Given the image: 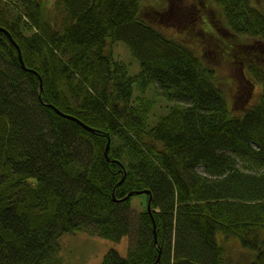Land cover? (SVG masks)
<instances>
[{
    "label": "trees",
    "instance_id": "obj_1",
    "mask_svg": "<svg viewBox=\"0 0 264 264\" xmlns=\"http://www.w3.org/2000/svg\"><path fill=\"white\" fill-rule=\"evenodd\" d=\"M210 1L231 41L263 53L245 52L263 89L242 112L213 65L154 21L163 0H0V264H53L78 230L130 237L97 264H264V6ZM161 96L170 103L152 120ZM134 190L147 193L137 222L136 193L121 200Z\"/></svg>",
    "mask_w": 264,
    "mask_h": 264
},
{
    "label": "rangeland",
    "instance_id": "obj_2",
    "mask_svg": "<svg viewBox=\"0 0 264 264\" xmlns=\"http://www.w3.org/2000/svg\"><path fill=\"white\" fill-rule=\"evenodd\" d=\"M152 2L155 4L156 0H152ZM163 3V7L154 14V21L162 23L158 24L169 36L187 43L193 47L197 54L205 57V60L213 65L222 86L225 87L228 102L233 106L235 112H242L255 104L261 95L262 83L253 78L248 68H245V58L248 56L245 55V52L251 51L252 58L263 55L261 51L245 46L247 43L250 45V42L255 44V40L253 38L239 39L235 36L231 41L230 37L233 36V32L221 6L216 1L163 0ZM256 4L264 6V0H256ZM258 42L264 47V42ZM114 53L116 57L128 64L131 74L139 72L141 69L140 60L132 54L127 43L118 41L114 45ZM244 74H247L253 84L248 83ZM152 91L150 88L149 92L152 93ZM168 102L170 103V101ZM168 102L161 96L150 118L156 120L160 114L164 113L167 110ZM248 160L239 158V165L244 166L243 168L247 170H256L255 163L260 168L256 162L251 163ZM199 170H203L202 165L199 166ZM146 196L147 193L143 192L136 193L131 197L134 222L138 221L137 211L142 208V201L146 202ZM221 237L224 236L220 235L219 239ZM60 241L61 247L57 253V261L53 264H97L110 248H117L125 255L130 245L129 236L115 241L83 230L64 233ZM230 243L232 245L226 256L232 259L231 254L238 253L236 248L239 246L240 240L238 237L232 236L226 245L228 246Z\"/></svg>",
    "mask_w": 264,
    "mask_h": 264
},
{
    "label": "water",
    "instance_id": "obj_3",
    "mask_svg": "<svg viewBox=\"0 0 264 264\" xmlns=\"http://www.w3.org/2000/svg\"><path fill=\"white\" fill-rule=\"evenodd\" d=\"M4 30L7 31V29H5V28H4ZM8 32H9V31H8ZM10 36H11L12 40L15 42V44H16L17 47H18V50H19V56H20V60H21V62H22V65H23L24 67H26V64H25V61H24V59H23V55H22V51H21V47H20V45L14 40V38H13V36H12L11 34H10ZM252 84H253V83H252ZM42 89H43V79L40 77V90L42 91ZM57 111H58L59 113L65 115V116H67V117H70V118H72V119H75V120L79 121L80 123H82V124H83L84 126H86L87 128L94 130V128H92V127H90L89 125H87L86 123H84L82 120H80V119H79L78 117H76L75 115L67 114V113L63 112L62 110H60V109H58V108H57ZM109 148H110V138L108 139L107 146H106V151H105V153H106L107 156H108ZM108 157H109V156H108ZM109 159H110V158H109ZM124 178H125V175L122 177V179L120 180L119 183H121V182L123 181ZM119 183H117V184H119ZM141 191H143V190H134V191H131V192H129L125 197H123L121 200H124V199L130 197L131 194H133V193H139V192H141ZM144 191H148V192H150V191L147 190V189L144 190ZM114 194H115V193H114ZM151 201H152V195H150V198H149V201H148V210L152 213V209H151ZM153 222H154V230H155V241L157 242V241H158L157 228H156L157 225H156V221H155L154 218H153ZM160 253H161V249H160Z\"/></svg>",
    "mask_w": 264,
    "mask_h": 264
},
{
    "label": "flooded vegetation",
    "instance_id": "obj_4",
    "mask_svg": "<svg viewBox=\"0 0 264 264\" xmlns=\"http://www.w3.org/2000/svg\"><path fill=\"white\" fill-rule=\"evenodd\" d=\"M244 77H245V79L248 81L249 84L252 83V80H251L249 77H247V75L244 74Z\"/></svg>",
    "mask_w": 264,
    "mask_h": 264
},
{
    "label": "bare ground",
    "instance_id": "obj_5",
    "mask_svg": "<svg viewBox=\"0 0 264 264\" xmlns=\"http://www.w3.org/2000/svg\"><path fill=\"white\" fill-rule=\"evenodd\" d=\"M193 19H196L195 17H193ZM252 83H253V81H252ZM252 106H250L249 108H251Z\"/></svg>",
    "mask_w": 264,
    "mask_h": 264
}]
</instances>
